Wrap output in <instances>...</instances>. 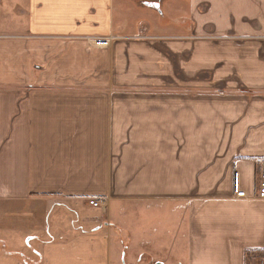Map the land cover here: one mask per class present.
<instances>
[{"label": "crops", "instance_id": "obj_1", "mask_svg": "<svg viewBox=\"0 0 264 264\" xmlns=\"http://www.w3.org/2000/svg\"><path fill=\"white\" fill-rule=\"evenodd\" d=\"M263 164L264 0H0V216L105 220L0 264L255 263Z\"/></svg>", "mask_w": 264, "mask_h": 264}, {"label": "rangeland", "instance_id": "obj_2", "mask_svg": "<svg viewBox=\"0 0 264 264\" xmlns=\"http://www.w3.org/2000/svg\"><path fill=\"white\" fill-rule=\"evenodd\" d=\"M39 212L36 213L37 216H34V213L32 214L25 213V216H20V218L13 219L11 217L8 219V216H0V255L3 256H17L18 259L24 260L29 259L32 256H34V253L30 251V248H28L27 241L30 240V238H34L31 236V234L37 232V239L38 240H48L50 238L51 233L46 229H50L52 231L58 232L59 237H68L75 233V230L77 227L82 226V223L88 220H103L102 218V212L97 209H93L90 211L84 210L88 214L85 215V212L81 211V209H78L74 206H72L73 213H69L64 210L59 211H53L50 205L41 204V206H38ZM120 208H123L121 205L113 203L112 205V217L119 215ZM124 211H128L126 216L129 220L125 219L123 220V223L125 226L130 230H134V226L136 223V214L139 217V215H142V211H137L133 206L127 208H123ZM149 211L148 213H150ZM23 213V212H22ZM123 213V212H122ZM147 214V213H146ZM33 215V216H30ZM61 218V226L57 224V218ZM138 219V218H137ZM105 221V220H103ZM11 225V230H8V225ZM16 227V228H15ZM18 227V228H17ZM15 228V229H14ZM46 231V232H45ZM51 231V232H52ZM114 233L116 234L113 236L114 241L119 242L120 238H122L123 241L128 240V236L125 238L119 236V231L117 232L114 230ZM39 235V236H38ZM37 239H34L30 241L29 244H31V248L36 249L40 247L39 241ZM15 246V247H14ZM16 248L15 252L11 250V248ZM135 246L133 245L132 251L129 250V254H127V257L124 258V263L126 264H137L140 263L141 260L137 257L139 254L136 253ZM18 252V254H17ZM15 253V254H14ZM20 254V255H19ZM23 257V258H22ZM116 259L119 258V255L115 257ZM148 259H151L149 255H146L143 257V261L147 262ZM118 261V260H117ZM142 263V262H141ZM144 263V262H143ZM257 262H252L251 264H256Z\"/></svg>", "mask_w": 264, "mask_h": 264}, {"label": "built area", "instance_id": "obj_3", "mask_svg": "<svg viewBox=\"0 0 264 264\" xmlns=\"http://www.w3.org/2000/svg\"><path fill=\"white\" fill-rule=\"evenodd\" d=\"M236 198L238 199H247L248 195L245 191L241 190L238 185L236 187ZM257 198L264 200V164L260 172V188L257 194ZM89 204L95 208H101L103 211L106 210L107 204L105 202L90 201ZM256 264H264V258L258 259Z\"/></svg>", "mask_w": 264, "mask_h": 264}, {"label": "trees", "instance_id": "obj_4", "mask_svg": "<svg viewBox=\"0 0 264 264\" xmlns=\"http://www.w3.org/2000/svg\"><path fill=\"white\" fill-rule=\"evenodd\" d=\"M254 252L247 251L246 252V259H245V264H251L252 258L255 254Z\"/></svg>", "mask_w": 264, "mask_h": 264}]
</instances>
